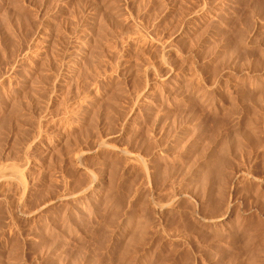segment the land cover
<instances>
[{"label": "rangeland", "instance_id": "374dc122", "mask_svg": "<svg viewBox=\"0 0 264 264\" xmlns=\"http://www.w3.org/2000/svg\"><path fill=\"white\" fill-rule=\"evenodd\" d=\"M7 164L0 264H264V0H0Z\"/></svg>", "mask_w": 264, "mask_h": 264}, {"label": "bare ground", "instance_id": "6f19581e", "mask_svg": "<svg viewBox=\"0 0 264 264\" xmlns=\"http://www.w3.org/2000/svg\"><path fill=\"white\" fill-rule=\"evenodd\" d=\"M59 4V3H58ZM96 7V6H95ZM203 7V6H202ZM199 9V8H198ZM198 9H196V10H198ZM200 10H202V8H200L199 9V11ZM204 10V9H203ZM196 12V11H195ZM196 16V15H195ZM51 18V17H50ZM46 23H47V25H49V27H52V19L50 20H47L46 21ZM52 24V25H51ZM51 25V26H50ZM45 27H46V25H45ZM48 27V26H47ZM53 27H54V25H53ZM52 27V28H53ZM136 27V26H135ZM51 28V29H52ZM49 29V31H50V28H48ZM123 29V28H122ZM91 30V29H90ZM106 30V29H105ZM123 31V30H122ZM51 32V31H50ZM47 33V34H44V32L43 31H40V33H39V39H38V41L40 42V44L42 45H40L41 47V49L37 52L39 55H42V54H44V53H47L48 52V50L46 51V47H48V42L50 43V36H52V35H50L51 33ZM85 32V31H84ZM63 33V32H62ZM92 33V32H91ZM120 35V34H119ZM91 37V36H90ZM52 38V37H51ZM71 39V38H70ZM79 39V38H78ZM142 40V39H141ZM89 39H88V35L85 33L84 34V36L83 37H81L78 41H76V52H75V55H74V57H73V60H72V62L70 63V64H67V68H66V70H67V74L70 76L72 73H73V71L75 70V68L77 69V68H79V66L81 65V60H82V64H84V62L85 61H83V59H85L86 60V58H85V55H84V53H88L87 51V49H88V45H90L89 44ZM71 42V41H70ZM75 42V41H74ZM68 43V42H67ZM95 43V42H94ZM25 45V44H24ZM168 46V45H167ZM164 47V46H163ZM162 47V48H163ZM165 48V47H164ZM167 48V47H166ZM68 49V48H67ZM90 49V48H89ZM171 49V48H170ZM144 50V49H143ZM165 51V50H164ZM50 54V53H49ZM61 54V53H60ZM63 54V53H62ZM94 54V53H93ZM24 55H25V53H24ZM45 55V54H44ZM84 55V56H83ZM145 55H147V54H145ZM43 56V55H42ZM47 56V55H46ZM45 56V57H46ZM60 56V55H59ZM82 56L84 57L83 59H82ZM61 57V56H60ZM71 57V56H70ZM47 59V58H46ZM45 59V60H46ZM64 59H66V58H64ZM69 59H71V58H69ZM44 60V61H45ZM60 60V63H62L61 62V59H59ZM47 61H48V59H47ZM58 61V60H57ZM66 61H67V59H66ZM87 61V60H86ZM52 62V61H51ZM65 62V61H64ZM97 62V61H96ZM69 63V62H68ZM44 64V63H43ZM64 64V63H63ZM30 65V64H29ZM58 65H60L61 66V64H59L58 63ZM85 66V65H84ZM87 66V65H86ZM90 66V65H89ZM11 68V67H10ZM42 68H44V67H42ZM82 68H85V67H83V65L81 66V69ZM88 68H90V67H88ZM94 68V67H93ZM62 69V68H61ZM80 69V68H79ZM91 69V68H90ZM65 70V69H64ZM86 70V69H85ZM42 71V70H41ZM46 71H48L47 69H46ZM51 71H52V69H51ZM60 70H58V72H59ZM77 71V70H76ZM79 71V70H78ZM88 71V70H87ZM8 72V71H7ZM28 72V71H27ZM37 72V71H36ZM44 72V71H43ZM64 72V71H63ZM79 72H83V71H79ZM85 73V72H84ZM89 73V72H88ZM40 74V73H39ZM41 74H42V72H41ZM74 74V73H73ZM72 74V75H73ZM56 75V74H55ZM63 75V74H62ZM71 75V76H72ZM76 75V74H75ZM77 75H79V73L77 72ZM80 75H81V73H80ZM89 75V74H88ZM37 76V75H36ZM60 76V75H59ZM96 76V75H95ZM41 77V76H40ZM43 77H45L44 75H43ZM47 77V76H46ZM49 78H50V76H48ZM47 77V78H48ZM56 77V76H55ZM64 77V76H63ZM75 77V76H74ZM34 78H36V77H34ZM42 78V77H41ZM46 78V79H47ZM96 78V77H95ZM40 78L38 77L37 78V81L39 80ZM61 79V78H60ZM71 79H72V77H71ZM35 80V79H34ZM41 80V79H40ZM43 80V79H42ZM48 80V79H47ZM68 80V79H67ZM161 80V79H160ZM36 81V80H35ZM44 81V80H43ZM54 80H52V82H53ZM72 81V80H71ZM32 82H33V80H32ZM84 82V81H83ZM91 82V81H90ZM161 82H162V80H161ZM96 83V82H95ZM157 83V82H156ZM94 84V83H93ZM159 84V83H158ZM48 85V84H47ZM92 85V84H91ZM162 85V84H161ZM52 87V86H51ZM53 88V87H52ZM152 88V87H151ZM45 89V88H44ZM54 89V88H53ZM89 89V88H88ZM96 90V89H95ZM152 90V89H151ZM154 90V89H153ZM144 91V90H143ZM96 92V91H95ZM46 93V92H45ZM90 93V92H89ZM88 93V94H89ZM34 94V93H33ZM50 94H52V93H50ZM138 95V94H137ZM85 96V95H84ZM89 96V95H88ZM50 97V96H49ZM26 98V97H25ZM81 98V97H80ZM38 99V98H37ZM39 100V99H38ZM91 100V99H90ZM46 101H48V100H46ZM42 102V101H41ZM55 102V101H54ZM139 102V101H138ZM137 102V103H138ZM44 104V103H43ZM76 104V103H75ZM139 105V104H138ZM78 107H80L79 105H78ZM46 108V107H45ZM64 108V107H63ZM65 109V108H64ZM75 110V109H74ZM71 112V111H70ZM44 113V112H43ZM63 114V113H62ZM68 115V114H67ZM73 116V115H72ZM63 118V117H62ZM6 121V120H5ZM60 121V120H59ZM32 123V122H31ZM64 127V126H63ZM62 127V128H63ZM72 127V126H71ZM57 130V129H56ZM61 131V130H60ZM37 132V131H36ZM143 132V131H142ZM146 132H149V131H146ZM38 135V134H37ZM72 135V134H71ZM142 135V134H141ZM145 135H146V133H145ZM36 136V135H35ZM145 137V136H144ZM143 137V138H144ZM67 138V137H66ZM142 138V137H141ZM142 138V139H143ZM64 139H65V137H64ZM64 139H62V140H64ZM65 141V140H64ZM64 141H62V142H64ZM107 142V141H106ZM106 142H101V143H99L101 146V148L103 147L102 145H104ZM105 146V145H104ZM109 146V145H108ZM98 147V146H97ZM158 147V146H157ZM156 147V148H157ZM99 148V147H98ZM109 148V147H108ZM114 148V147H113ZM26 150V149H25ZM159 150V149H158ZM114 151L117 153V154H119L120 156H123V158L125 159L126 157H127V159H129L127 162H129L130 160H140L139 159V157H138V155H136V154H132L131 152H129L128 150H126L125 148H123V147H115L114 148ZM80 155V154H79ZM13 156V155H12ZM27 156V155H26ZM115 157V156H114ZM122 158V159H123ZM126 159V160H127ZM142 160V159H141ZM141 160L139 161V163L141 164L142 162H141ZM13 162V161H12ZM23 162V161H22ZM9 163V162H8ZM111 163V162H110ZM8 165V164H7ZM6 165V166H7ZM10 165V164H9ZM8 165V166H9ZM16 165V164H15ZM18 165H16V167H17ZM104 166V165H103ZM3 166H0V193L2 194V193H6V191L8 190V188H10L11 186H14L13 184H15L16 186V188L17 187H20L21 188V190L24 192V188H25V185H24V182H23V176H22V173H21V171H19L17 168H19V167H17V168H15V166H11L12 168H10V166H9V168L8 167H3ZM143 167V166H142ZM141 167V168H142ZM15 168V169H14ZM144 168H145V166H144ZM143 168V169H144ZM20 170H21V168H19ZM147 171V170H146ZM95 172H97V171H95ZM102 172V171H101ZM96 176H99L98 174L96 175ZM95 176V174H93L92 172L89 174V182L87 181V185H86V187H85V189L84 190H89V191H91V190H93L94 188H96L95 186L97 185V181H99V180H97V177ZM153 176V175H152ZM101 178V177H100ZM250 178V177H249ZM252 179V178H251ZM101 180V179H100ZM10 190V189H9ZM8 190V191H9ZM19 191V190H18ZM11 192V191H10ZM9 192V193H10ZM86 192V191H85ZM84 192V193H85ZM8 193V192H7ZM6 195V194H5ZM61 196V195H60ZM66 196V195H65ZM65 196H63L64 198H65ZM3 197V196H2ZM63 197H62V199H63ZM67 197V196H66ZM91 197V196H90ZM6 199V198H5ZM58 199V198H57ZM60 200H61V198H60ZM229 201V200H228ZM161 203V202H160ZM163 203V202H162ZM233 205V204H232ZM170 206V205H169ZM228 206V205H227ZM158 207H159V209L161 210L162 208H163V206L162 205H160V204H158ZM229 207V206H228ZM169 208V207H168ZM231 208V207H230ZM226 210L227 209H225V212H226ZM231 210V209H230ZM230 210H227V213L229 214L230 213ZM157 212V211H156ZM224 212V213H225ZM159 215H161V214H159ZM231 215V214H230ZM217 217V216H216ZM213 219V218H212ZM224 218L222 217V218H214L213 220H211V221H209V220H207V221H209V222H211V224H213L214 226H216V225H219V224H224V220H223ZM227 220V219H226ZM229 221V220H228ZM227 222V221H226ZM207 223V222H206ZM206 223H205V225H206ZM210 224V223H209ZM210 224V225H211ZM228 224V223H227ZM226 224V225H227ZM225 226V225H224ZM209 228H211L210 226H209ZM12 263V262H11Z\"/></svg>", "mask_w": 264, "mask_h": 264}]
</instances>
